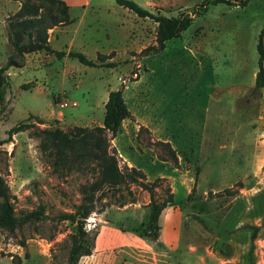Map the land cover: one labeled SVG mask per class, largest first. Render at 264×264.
<instances>
[{
  "label": "rangeland",
  "instance_id": "374dc122",
  "mask_svg": "<svg viewBox=\"0 0 264 264\" xmlns=\"http://www.w3.org/2000/svg\"><path fill=\"white\" fill-rule=\"evenodd\" d=\"M64 1L74 20L62 26L58 38L52 37L50 44L65 49L64 44L76 31L75 39L83 41L84 48L74 46L73 50L99 61L96 49L106 51L112 47L110 54H117L115 64L88 65L76 57H58L44 50L16 57L23 66L8 69L9 83L0 99V174L9 187L16 212L42 204L45 216L35 227L26 226L15 235L0 228V264L65 261L68 234L74 224L59 220L58 215L72 211L80 202V184L93 172L54 169L34 131L37 127L68 130L74 125L102 123L109 84L127 86V102L138 115L145 121L164 120L168 123L167 135L184 143L178 146L182 154L176 159L175 151L166 143L150 141V131L140 129L142 143L152 147L143 148L144 163L148 154L157 162L152 172L176 167V172L191 176L193 183L188 206L182 208L186 216L180 243L171 252L168 246L154 243L160 252L157 264H264V88L260 93H250L258 70L257 44L264 27V0H249L245 5L210 3L206 9L199 6L202 0H187L189 6L183 10L176 0H134L156 13L164 10L161 13L165 15L185 13L192 17L180 36L166 40L163 49L148 54H142L141 49L155 43L157 22L152 18L138 16L116 0H90L98 6L90 9L80 24L84 0ZM3 2L0 0V66L14 52L3 19L7 21L6 13L12 14L14 5L20 4L17 0ZM204 26L209 28L201 30ZM200 39L201 48L195 46ZM192 50L197 53L192 55ZM137 79L140 80L133 82ZM62 93L76 100L77 105L60 106ZM49 102H55L62 111L61 123L54 118L37 121L33 113H46ZM71 117H77V123ZM205 118L207 126L203 127ZM88 119L93 121L85 124ZM222 119L226 120L224 125H218ZM21 123L28 125L10 132L12 126ZM203 133L213 141L205 138L199 150L195 141ZM224 143L227 146L222 151ZM118 157L120 165H124L122 157ZM153 173L147 175L150 181L156 178ZM226 187L237 193L221 195L219 199L209 193ZM135 192V207L128 204L124 210L110 204L103 212H92L85 219V227L99 231L100 216L114 221L116 227H142L149 213V195L137 188ZM127 195L124 188L110 191L109 200ZM183 195L184 191L178 189L176 197ZM165 207L161 221L172 212V207ZM134 208L139 211L136 213ZM133 238L140 242L136 246L141 250L149 247L141 243L146 239L139 233L129 231L123 236L125 241ZM111 251L107 264L136 263L129 252L121 253L117 245ZM145 252L146 264H154L153 254Z\"/></svg>",
  "mask_w": 264,
  "mask_h": 264
},
{
  "label": "trees",
  "instance_id": "16d2710c",
  "mask_svg": "<svg viewBox=\"0 0 264 264\" xmlns=\"http://www.w3.org/2000/svg\"><path fill=\"white\" fill-rule=\"evenodd\" d=\"M19 8L7 19V36L14 52L9 55L6 62L0 66V99L3 98L5 86L9 83L8 69L11 66H21L22 62L16 57L25 53L46 50L52 51L58 57L64 54L62 50L51 48L48 43V29L55 25L68 24L73 18L69 14V6L64 0H18ZM249 0H202L199 4L204 7L210 2H226L230 4L245 5ZM117 3L132 9L138 16L150 17L157 22L155 43L141 49L142 54L157 52L164 48L165 41L178 37L185 29L192 17L181 13L178 16L158 14L134 0H116ZM264 27L260 31L257 44L258 70L255 74L254 85L250 93H260L264 87ZM68 56L76 57L80 62L88 65H114L113 61H105L102 54L98 60L89 59L84 53L69 50ZM102 59V60H101ZM123 85L108 92L104 103V116L102 124L93 126L74 125L68 130L59 126L37 127L34 133L40 137L39 146L43 153L50 157L54 169L86 170L90 169L93 175L80 184L81 199L75 204L72 211H63L58 215L59 220H69L74 229L69 232V247L63 264H77L80 257L91 254L97 229H87L85 219L92 212H101L105 206L116 204L122 206L130 201H136L138 194L136 188L145 190L149 194V213L142 227L135 230L145 239L163 247L160 241V214L165 206L174 201V194L166 177H156L148 180L146 174L135 166L120 165L116 149L111 139L116 135L121 122L130 116V111L123 98ZM38 122H44L37 117ZM28 124L21 123L11 127L10 132L20 130ZM168 146L169 144L166 143ZM169 149L172 148L169 146ZM174 157L175 154H174ZM136 187V188H133ZM125 189L128 195L119 200H109V192ZM214 193L215 196L234 195L237 193L226 187ZM45 216L44 206L39 204L36 208L16 212L9 194V187L0 174V228L10 235L26 226L35 227ZM257 229L258 226H253ZM255 232L252 233V237ZM23 243L24 240H21ZM51 264H55L51 262Z\"/></svg>",
  "mask_w": 264,
  "mask_h": 264
},
{
  "label": "crops",
  "instance_id": "0c3cea01",
  "mask_svg": "<svg viewBox=\"0 0 264 264\" xmlns=\"http://www.w3.org/2000/svg\"><path fill=\"white\" fill-rule=\"evenodd\" d=\"M2 1H4L3 3L5 4V3H12L13 0H2ZM156 1H158V3L160 2V0H154L153 3H155ZM176 1H177V6H179L180 10H183L189 6L187 0H176ZM18 2H20V1H18ZM210 3H214V2H210ZM210 3H208V4H210ZM208 4H206L203 9H206ZM19 6H20V4L14 5V7H13L14 12L19 8ZM82 6H83V9H82V11L78 17V21L80 22V24L84 21L85 16H86V14H88L90 9H92L94 7L96 8L98 5L96 3L94 4L90 0H84ZM150 11H153V10H150ZM163 11L164 10L160 11L158 14H162L161 12H163ZM14 12H12V13H14ZM69 14H70V9H69ZM6 15L8 17L9 14L6 13ZM70 16H71V14H70ZM167 16H174V15H167ZM73 20H74V17H73ZM191 21H190V23H191ZM3 23L7 28L6 19H3ZM65 25H67V24L55 25V26L48 29V43L51 46V48H53L55 50L64 51V54L61 57L66 56V55L68 56V54H67L68 51L73 50L74 46H78L79 50L84 48V42L81 40H79L77 42V40L75 39L76 31L74 32V35H72L69 38L68 43L64 44L65 49H58L56 47H53L50 44V40L52 39V37L58 38L59 30L61 29L62 26H65ZM207 28H209V26L208 27L204 26L203 28L201 27V30H205V29L207 30ZM7 38H8V36H7ZM196 43L197 44L195 46H199L200 48L203 45V42L201 39L197 40ZM112 50H113L112 47H109L106 51H100L99 49H96V54L99 53L102 55H107L108 57H106L105 61H115L117 54L111 55L110 52H112ZM41 51L43 52L44 49L38 50L37 53H42ZM28 53H31V52H28ZM33 53H35V51H33ZM190 53L193 55L197 52H196V50H192V51H190ZM204 53H205V51H204ZM25 54H27V53H25ZM22 66H23V62H22V65L18 66V67H22ZM8 74H9V71H8ZM139 80L140 79H137V80H134L133 82H136ZM116 88H118V87L115 85H112V84L108 85V87L105 91V99L103 100V104L105 103V101L107 99L109 90L116 89ZM262 88H264V87H262ZM127 89H128L127 86L124 87L122 90V94H123V98H124V100L128 106V109H129L131 115L122 120L121 125H120L116 135L111 139V142H112V145L114 146V148L116 149L118 156H120V158L122 157L121 158L122 163L127 164L128 166H135L137 168H140L146 174L147 179L150 180L148 178V176H150L149 174L153 173L152 172L153 168H155V169L157 168V162H156V159H152V156H150L148 154L147 161H146V163H144V160L142 159V157H143L145 152L142 150H143V148H145L147 146L144 143H142L143 137H142V135H139L140 129L141 130L148 129L150 131V135L152 136V137H150V141L154 142L156 140H159L161 142L168 143L169 146L172 148V150L175 151L174 154L176 156V159H177V157L181 158L182 151L180 150L179 147H182V144H184V143L181 142V140L180 141L176 140L172 134L167 135L165 128H166L168 123L165 122L164 120L151 119V120L145 121L142 117H140L138 115V113L136 112V110H134L133 107H131L127 102V99H126V94H128ZM49 106H50V109L46 113H37L36 112L33 114H35L38 117L43 118V119L54 118V119L59 120L58 123H61V121L63 119L62 111L59 108H56L57 105L55 104V102H49ZM206 116H207V114H206ZM71 121H73V123H77L78 119H77V117H71ZM91 121H93V119H88L85 124H89ZM207 121H208V118L207 119L205 118L203 127L207 126V123H206ZM225 121L226 120H224V119L218 120L217 124L223 126ZM98 124H102V123L100 121H98ZM203 135H204V133H203ZM203 135H201L200 138L195 141V142H198V144H199V150L203 148L204 140L208 136V134H206L207 136L206 135L203 136ZM216 138H217L216 140L218 141L219 137H216ZM209 140H211V139L209 138ZM209 140H207V142ZM223 140H225V138ZM211 141H213V140H211ZM189 143H191V142H186V144H189ZM226 146H227L226 143H224L223 146L221 147L222 151L226 149ZM151 148L152 147H147V149H151ZM176 171H177V168L173 167L172 169L169 168L168 171L162 172L161 170H159V171H156L155 173H153V175H155L156 177H158V176L166 177L169 184H170L171 190L173 191V194H174V201L169 203L165 207V208L172 207V212L170 213L169 217L165 221H163V219L161 221L163 213L160 214V219H159L160 226H161L159 238L163 244V247L168 246L169 252L174 251L176 249L177 245L180 243V239H181V235H182V229H183L182 220L186 216L184 211H182V208L185 205L188 206L187 197H188V194L193 189V183L191 182L192 181L191 176H189L187 173L184 174V173H180V172H176ZM178 189H182L184 191V195L180 199H178L176 197V192L178 191ZM226 196H233V195H226ZM215 198L219 199L220 196L215 197ZM128 204H132V206L131 205L130 206L135 207L137 202L136 201H130L129 203H126L122 206L118 205V207L120 209L125 210V209H128L127 208ZM177 208L180 211H178ZM143 209H145V207H143ZM134 211L137 213V211H139V210L134 208ZM100 220H101V222L99 223V231L96 235L95 245H94V249H93L92 253L88 254V255L81 256L77 264H107V261H109L111 259V256H112L111 250L113 249V246H115V245L119 246L120 249H122L123 252H121V253L129 252V254H131V256L135 258V262H136L135 264H146L145 261L148 258L146 256V253H147V252H145L146 250L153 254V257H154L153 263L157 264L156 256L160 255V252H159V250H156V248H154V242L149 241L147 239L143 240V242H141V243H147V245L149 247L146 250H144L145 248L143 250H141V248H139V246H136L140 242H137L135 238L130 239L128 241L123 240V236L129 231L138 233L135 230L136 227H134V229H128L126 226L121 227L122 225L121 226L119 225V227L118 226L116 227L114 225V223H115L114 221H112L111 219L103 218L102 216H100ZM15 264H19V262H16Z\"/></svg>",
  "mask_w": 264,
  "mask_h": 264
},
{
  "label": "built area",
  "instance_id": "2783aa9c",
  "mask_svg": "<svg viewBox=\"0 0 264 264\" xmlns=\"http://www.w3.org/2000/svg\"><path fill=\"white\" fill-rule=\"evenodd\" d=\"M58 104L60 106H76L77 105V101L74 99H71L69 95L66 94H60L59 100H58Z\"/></svg>",
  "mask_w": 264,
  "mask_h": 264
}]
</instances>
